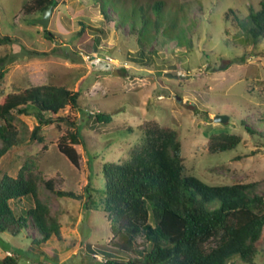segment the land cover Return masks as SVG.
Returning <instances> with one entry per match:
<instances>
[{"label": "rangeland", "instance_id": "374dc122", "mask_svg": "<svg viewBox=\"0 0 264 264\" xmlns=\"http://www.w3.org/2000/svg\"><path fill=\"white\" fill-rule=\"evenodd\" d=\"M56 1L47 28L53 38H49L37 23L43 14L25 11L31 0H0V32L14 37L12 44L0 46L5 73L0 99L47 83L80 92L79 109L67 106L55 116L80 124L85 144L74 145L79 165L58 148L69 127L53 121L42 126L41 140L33 139L39 121L31 114L20 115L15 122L20 141L1 159V171L16 177L24 165H33L56 190L72 191L81 198L59 196L41 185L42 199L60 220L61 238L53 236L34 246L32 239L38 235L31 228L19 236L2 234L0 260L12 255L19 256L20 264H90L105 261L102 253L137 258L147 245L143 236L129 255L112 248L100 190L104 163L125 159L143 137L141 125L146 121L178 131L186 167L200 180L211 185L256 182L257 191L264 193V138L245 132L241 123L263 129L256 123L264 115V55L253 52H264V40L256 48L238 41L242 36L238 21L249 15L250 8L257 10L260 0H166L187 5L189 17L184 19L181 11L175 17L174 35L157 37L158 55L151 66L129 61V54L139 48L134 37L128 27L105 21L94 0ZM115 1L119 8L124 2L132 7L131 0ZM136 1L145 5L153 0ZM81 23L86 28L78 37ZM97 37L102 39L100 53L92 48ZM97 113L110 115V122L98 123ZM217 115L228 120L215 122ZM223 130L239 134L240 144L210 154V135ZM230 264L245 263L235 257ZM255 264H264V240Z\"/></svg>", "mask_w": 264, "mask_h": 264}, {"label": "trees", "instance_id": "16d2710c", "mask_svg": "<svg viewBox=\"0 0 264 264\" xmlns=\"http://www.w3.org/2000/svg\"><path fill=\"white\" fill-rule=\"evenodd\" d=\"M94 2L105 21L115 23L118 28L128 27L139 46L128 59L142 66L154 63L158 55L154 44L161 33L174 35L175 17L181 11H185L184 19L189 17L187 5L166 0H153L145 5L131 0V8L125 2L124 8H119L115 0ZM50 6L55 8L57 1L31 0V4L25 5V11L43 14ZM229 12L235 13L233 9ZM238 24L242 31L238 41L256 48L264 40V0H260L257 10L250 8L249 15ZM81 25L83 29L78 37L86 28ZM181 30L184 36L186 32ZM44 33L53 38L51 31L44 30ZM13 38L0 32V46L12 44ZM190 42L192 47L193 41ZM101 44L100 37L94 39L95 52H101ZM253 54L264 55V52ZM2 63L0 59V83L5 74ZM80 95L65 86L47 83L29 86L0 99V237L2 234L19 236L31 228L38 235L32 239L34 246L53 236L61 238L60 220L42 199L40 187L46 186L63 197L79 199L81 196L56 190L53 182L45 181L30 164L12 177L1 171V159L20 141V132L15 126L19 116L34 114L39 125L32 132L33 139L41 140L42 126L53 121L64 122L69 127L58 148L78 166L80 155L74 145L85 144L80 124L70 117L55 116L67 106L79 109ZM110 119L108 114H95L98 123H108ZM241 123L245 132L264 138V115L256 123L263 127L261 130L249 127L244 120ZM141 130L143 137L130 148L125 159L104 163V189L100 192L113 235L112 248L129 255L135 252L140 236L147 245L137 258L123 259L102 253L107 256L105 261L93 260L90 264H230L235 257L245 264H255L264 240V193L257 191L258 184H208L188 171L182 140L175 128L146 121ZM241 139L229 130L213 133L208 150L210 154L226 152L235 149ZM94 190V187L89 190L88 198ZM211 243L215 244L211 246ZM88 251L92 252L90 245ZM0 264H20V259L8 255Z\"/></svg>", "mask_w": 264, "mask_h": 264}, {"label": "water", "instance_id": "95a60500", "mask_svg": "<svg viewBox=\"0 0 264 264\" xmlns=\"http://www.w3.org/2000/svg\"><path fill=\"white\" fill-rule=\"evenodd\" d=\"M53 6H50L43 12V15L40 19L37 20V23L40 24L44 30H47L49 25V17L52 12ZM228 120V116L226 115H217L215 117V122L225 123Z\"/></svg>", "mask_w": 264, "mask_h": 264}]
</instances>
